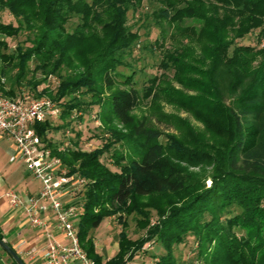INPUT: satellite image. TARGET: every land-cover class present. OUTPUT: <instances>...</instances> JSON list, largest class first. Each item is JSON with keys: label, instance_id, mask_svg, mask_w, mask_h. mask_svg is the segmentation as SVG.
Here are the masks:
<instances>
[{"label": "trees", "instance_id": "trees-1", "mask_svg": "<svg viewBox=\"0 0 264 264\" xmlns=\"http://www.w3.org/2000/svg\"><path fill=\"white\" fill-rule=\"evenodd\" d=\"M215 1L228 11L226 17L200 12L190 0H181V9L172 13L164 11L168 26L181 22V46L174 43L165 50L160 63L174 74L152 76L145 92L167 97L204 122V129L184 122L186 129L179 140L170 134L163 139V131L147 125V116L134 115L141 101L137 89L106 94L105 89L115 84L112 73L123 63L124 51L132 50L140 38L126 25L129 10L136 9L134 0H108L107 13L95 11V3L87 0H0V15L8 11L16 20L0 19V73L7 76L16 71L11 86L0 79V93L11 98L48 97L58 103L60 123L50 119L35 127L70 172L89 180L83 192L79 235L96 264H126L156 238L167 251L154 264H178L174 245L183 243L189 233L196 237L204 264H264V0ZM77 3H83L84 16L69 32L67 21L79 15ZM98 28L104 31L99 33ZM22 31L30 37L12 49L8 39ZM254 32L257 44L239 43ZM89 38L95 40L90 49L82 45ZM260 55L262 60L255 64ZM37 72L43 77L29 76ZM52 76L60 80L54 89ZM125 83L130 84L129 77ZM93 105L100 109L102 145L86 151L79 147L77 133V140L59 151L63 143L53 139V132L66 129L73 113ZM108 152L118 169L103 161ZM184 164L210 166L207 176L212 185L205 188L199 179L182 173ZM195 182L198 186L187 202L174 207L156 225L150 224L147 204L134 202L166 190L189 191ZM231 207L241 211L227 217ZM125 211L141 216L137 222L148 227L146 233L132 239L123 228L118 233L117 254L104 261L96 252L91 231L108 217L116 216L125 225ZM206 213L211 216L208 220ZM236 226L246 230L243 236L234 231ZM0 238L4 239L1 232Z\"/></svg>", "mask_w": 264, "mask_h": 264}, {"label": "rangeland", "instance_id": "rangeland-1", "mask_svg": "<svg viewBox=\"0 0 264 264\" xmlns=\"http://www.w3.org/2000/svg\"><path fill=\"white\" fill-rule=\"evenodd\" d=\"M111 1V0H110ZM90 4L95 3L94 10L100 13H107L110 10L107 7L108 0H87ZM172 2V7L169 3ZM187 2V1H186ZM190 2L197 8L198 11L214 15H219L221 18L226 17L228 11L225 7L215 0H190ZM184 3V2H183ZM136 9H130L128 12V21L126 25L131 29V32H138L140 38L133 44L132 50L126 49L122 57L123 63L117 68L115 73H112L114 77L115 84L112 87H107L106 94L119 89H129L131 87L137 89L140 92L141 101L139 105L134 109V115L142 119V117L147 116V125H153L163 131L162 138L165 139V135H173L181 140V134L185 132L184 122L187 125H191L197 129H204V122L198 119L193 111L187 108L179 106L175 102L167 100V97H158L157 95H146L145 88L149 85V79L154 75H160L163 72L172 76L174 71H165L161 68L160 63L164 54V51L174 47V43L177 46H181V22L174 25V23L166 24L167 20L165 18V10L169 12H174V9H181V0H134ZM77 9H79V15L70 16L67 21V30L72 32L76 26L81 23L80 15L84 16L83 3H77ZM93 10V9H92ZM86 13V12H85ZM2 21L15 22L16 20L8 11L3 12L0 15ZM92 21L93 18H87ZM159 22V23H157ZM188 22L196 23L194 20L190 19ZM97 25V24H96ZM200 25V22H199ZM198 26V25H197ZM180 35L178 34V31ZM99 33L103 32V29L98 28ZM166 38L164 39V34ZM171 33H177L176 37L171 38ZM237 34V33H236ZM30 37L28 31H22L16 38H9L10 47L13 49L16 44L24 43L27 38ZM231 37V36H229ZM256 33H252L244 37V39L239 40V43H256ZM158 41V42H156ZM87 42V41H85ZM82 45L84 47L95 46L94 38H89L88 42ZM264 45V40L261 42V46ZM81 46V45H80ZM133 52V53H132ZM263 56L260 55L255 59V64H258L262 60ZM34 67V64H30ZM16 71H12L9 75L5 76L0 73L1 82L5 86L9 87L14 82L12 75ZM35 74V77H43L40 72L30 73ZM29 77V78H30ZM129 77L130 84L125 83L126 78ZM51 87L54 89L59 84V77L52 76ZM177 87H181L177 84ZM26 93V92H25ZM3 94V93H1ZM86 101H90L89 97H85ZM229 98V97H227ZM228 101V100H227ZM99 106L93 105L87 110L78 111L73 113L71 117V124L67 126L66 129H60L53 132V139L55 141H62L65 143L70 141V145L77 140V133H80V144L79 147L91 151L102 145L104 131L102 127V121L99 118ZM155 116V117H154ZM59 118H56L54 122L57 124ZM123 126L118 125L121 129ZM188 129V128H187ZM126 132V130H124ZM69 132V133H68ZM12 143L11 139L6 137L0 138V176H7L11 171H15L19 177L25 179V182L33 184L35 187L39 186V181L34 180L32 174L26 168V165L20 162H10L9 160V147ZM69 145V146H70ZM212 153H215L212 150ZM105 163H107L112 169H118L114 164V159L112 160L110 152L106 153L102 158ZM22 161V160H21ZM124 163V162H123ZM181 172L185 174H190L193 180L199 179V184L204 185L205 188H209L212 185V180L207 176L211 172L210 166L202 167H190L184 164ZM18 182L10 181L7 183L6 188H16L18 187ZM197 183L192 185L189 191L181 192H171L166 190L163 194L148 196L140 199V203L137 200H130V204L137 203L147 204L146 211L149 213L150 224L156 225L161 219L166 217V214L170 212L174 207L178 205H183L189 199V194L194 193V189L197 188ZM19 188H21L19 186ZM192 191V192H191ZM134 201V202H133ZM241 210L237 207H231L227 213V217L234 216L238 214ZM126 212V213H125ZM123 212V218H125V225L121 223L119 218L108 217L105 218L101 224L91 231V234L95 237L99 245H104L113 250V246H116V241L118 240V233L124 228V230L129 234L132 239H137L146 233V228H142L138 225L141 216L137 212L127 211ZM209 213H206L205 220L210 219ZM226 215L222 216L225 219ZM234 231L239 235L243 236L245 234V229H240L239 226L234 228ZM173 254L176 258V263L178 264H204L203 259L198 256V244L196 237L189 233L186 236L185 241L180 244L174 245ZM165 247L156 238L147 242L144 248L135 254L126 264H154L155 261L162 255L166 253Z\"/></svg>", "mask_w": 264, "mask_h": 264}, {"label": "built area", "instance_id": "built-area-1", "mask_svg": "<svg viewBox=\"0 0 264 264\" xmlns=\"http://www.w3.org/2000/svg\"><path fill=\"white\" fill-rule=\"evenodd\" d=\"M60 116L61 109L51 98H31L26 94L11 98L0 93V134L15 143L10 160H23L27 169L42 184L37 195L23 199L18 191L11 189L6 196L13 208L23 209L29 225L34 229H49V222L42 212L51 211L54 214L57 229L69 242H61L48 234L45 249L47 264H96L82 247L76 227V220L83 209V192L89 180L79 172H70L35 127L38 123ZM70 144V141L63 143L59 151ZM66 195H69L68 200L64 199Z\"/></svg>", "mask_w": 264, "mask_h": 264}, {"label": "crops", "instance_id": "crops-1", "mask_svg": "<svg viewBox=\"0 0 264 264\" xmlns=\"http://www.w3.org/2000/svg\"><path fill=\"white\" fill-rule=\"evenodd\" d=\"M2 136L3 135L0 134V138ZM3 137L11 139L7 136ZM11 141L12 143L10 144L8 150L9 156L15 149V143L12 139ZM10 162H20L26 165L23 160L21 161V159H16L14 161L10 160ZM32 176L34 180L39 181L40 184L38 187H35L29 182H25L26 180L22 177L18 178V175L14 170L11 171L7 178L5 176H0V232L2 233L4 240L15 248L26 264H47L45 258V249L48 245V234H52L61 242H69L68 239H66L64 233L57 229L56 218L54 214L51 211L42 212V216L49 222V229H34L29 225L23 209L13 208L8 197L6 196V193L11 189L18 191L23 199H25L27 196L37 195L41 190L42 184L41 181L33 174ZM10 181L18 182V185L21 188H19V186L16 188H6L7 183ZM64 199L68 200L69 195L64 196ZM82 214L83 209L80 211L76 220L78 232ZM93 238L96 245V252L103 257L104 261L111 259L117 254L119 250L118 240L116 241V246H113L112 250L104 245H99L94 236ZM0 264H13L8 255H6L2 250H0Z\"/></svg>", "mask_w": 264, "mask_h": 264}, {"label": "water", "instance_id": "water-1", "mask_svg": "<svg viewBox=\"0 0 264 264\" xmlns=\"http://www.w3.org/2000/svg\"><path fill=\"white\" fill-rule=\"evenodd\" d=\"M0 247L6 251L10 257L17 263V264H26L19 253L15 250L13 246H11L7 241L0 238Z\"/></svg>", "mask_w": 264, "mask_h": 264}]
</instances>
